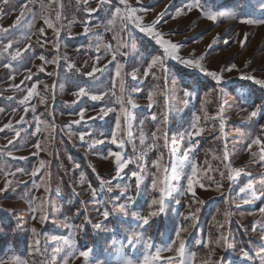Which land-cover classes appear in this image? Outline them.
<instances>
[{"label":"rangeland","instance_id":"1","mask_svg":"<svg viewBox=\"0 0 264 264\" xmlns=\"http://www.w3.org/2000/svg\"><path fill=\"white\" fill-rule=\"evenodd\" d=\"M261 3L264 0H127L126 9L119 0H0V260L18 256L25 264H123L130 259L143 264L145 256L155 257L161 249L150 264H171L179 256L180 232L183 264H264V159L254 143L259 139L264 144V88L241 79H264ZM116 7L122 12L135 8L140 23L154 25L164 39L179 46L181 59L201 60L207 70L222 76V83L172 59L165 60L167 74L153 67L145 76L153 58H165L163 49L130 20L122 31L119 18L109 26ZM209 13L217 20H209ZM247 19L256 23L241 22ZM121 42L124 55L113 60ZM97 44L110 49L97 50ZM17 49L21 55L12 59ZM117 61L123 65L125 106L133 113L130 125L120 117L116 102ZM233 64L236 68L227 71ZM93 68L99 70L93 73ZM33 87L36 93L28 97ZM137 87L140 90L133 92ZM80 88L89 95L77 97ZM153 92L149 107L147 97ZM91 95L102 98L93 101ZM129 98L136 108L127 103ZM106 107L116 111L101 119L100 109ZM257 107L262 110L253 118L250 113ZM165 111L168 118L161 123ZM196 116L203 131L189 136ZM117 119L123 149L111 143ZM157 127L161 138L154 141ZM113 151L131 161L119 177ZM40 160L45 167L32 176ZM158 160L168 177L178 176L171 181L177 191L166 198L164 213L145 226L131 213L148 216L157 210L151 199L159 198L160 185L153 190L151 183L161 175L153 167ZM193 165L199 169L194 193L187 191ZM241 168L243 172L229 179ZM133 171L141 177L139 188ZM102 180L111 182V192L101 189ZM38 200L44 202L43 213L32 210ZM105 208L110 212L107 220L101 215ZM41 215L47 217L43 222ZM132 231L142 238L129 245ZM84 250L90 252L87 259L79 256Z\"/></svg>","mask_w":264,"mask_h":264},{"label":"snow or ice","instance_id":"2","mask_svg":"<svg viewBox=\"0 0 264 264\" xmlns=\"http://www.w3.org/2000/svg\"><path fill=\"white\" fill-rule=\"evenodd\" d=\"M8 0H3V3H7ZM101 3H103V0H101ZM119 3L120 4H123L125 5L126 9H127V0H119ZM46 6L41 3V8H45ZM190 8L193 7L192 5L189 6ZM198 7V5H197ZM260 8H261V11L264 12V3H261L260 5ZM89 11H91V9H89ZM136 9L135 8H132L130 10H126L124 12L121 11V9L119 7H116L115 8V15L110 18L108 20V25L111 26L113 24H115V21H116V18H119L120 22H121V31L123 30V27L124 25L130 20L134 25L135 27L141 32V33H145L146 35L150 36L157 45H159L162 49H163V53L165 54V58H161L160 56H157L155 58H153L151 60V64L148 65V72H145L144 75L147 76L149 72H151L152 68L153 67H158L160 72L162 73H165L167 74V68L165 67V60L166 59H172V60H177L179 63L183 64L185 67H188V68H196V69H199V71L201 73H203L205 76L207 77H210L213 81H215L217 84H220L222 83V76L217 74L216 72L214 71H209L207 70L201 63V60H193V59H181L178 55H177V50H178V45L174 44V43H171L169 42L168 40L164 39L161 35V33H159L158 31L155 30V26L154 25H150V26H145L143 25L142 23H140V17L136 15ZM177 15H179V13H177ZM207 18L209 20H212V21H216L217 20V15L216 14H213V13H209L207 14ZM45 19V22L48 23L49 27H52V23L51 21H49L47 19V17H44ZM57 19H59V17H57ZM242 23H247V24H253V23H256V21L254 20H251V19H247V20H241ZM259 23L261 24H264V20H260ZM6 31V30H5ZM41 31H43V29H41ZM89 31V29L87 27H85V33H87ZM58 35V33H57ZM124 43L121 42L117 45L116 49L114 50L113 52V56H112V59L113 60H116V57L117 56H123L124 55V52L121 51V49L124 47ZM11 47V44H8L5 46V50H7V48H10ZM105 48L106 50H109L110 49V45H107V44H97V50H99V48ZM21 55V52L19 49H17L15 51V55L12 57V59H16L17 57H19ZM41 60L44 59L43 56L40 57ZM58 59V58H57ZM203 59V58H201ZM7 66V65H6ZM122 68H123V65L120 64L118 61H117V66H116V71H115V75L117 77V80H118V87H119V96H117V99H116V102L120 105V108H119V113H120V117L124 120L125 124L126 125H130L132 119H133V113L129 110V108H127L125 106V98H124V93H125V85H124V80L122 78ZM234 68H236V65H231L230 67L227 68V71H232ZM99 69H96V68H93L92 72L95 73L96 71H98ZM41 71H43V69H41ZM92 73H89V75H91ZM28 79L31 78V76L27 77ZM137 78V73L134 71L132 72V79L135 80ZM241 79H244V80H252L254 81L255 84L259 85L261 88H264V79H255V77L253 76H242ZM115 88V85L113 86ZM140 89L137 87V88H133L132 91L133 92H136V91H139ZM36 93V88L33 87L31 88L30 90H28V97H31L33 96V94ZM186 95H191V92H186L185 93ZM75 95L77 97H83V96H86V95H89V92L88 90H86L85 88H80L79 91H77L75 93ZM105 95H107V92L105 93ZM112 95L113 96H116V92L113 90L112 91ZM156 95L155 92H153L151 95H149L147 98L148 100L150 101V104H149V107L152 106V102H153V97ZM91 100L93 101H96V100H99L101 99L102 97L99 96V95H91ZM21 103H24V101H21ZM127 103L131 105V108L134 109L136 108L138 105L136 104V102L132 99H128L127 100ZM164 104H165V108H167V104H168V101H167V98L165 99L164 101ZM27 110V109H26ZM261 108L260 107H257L255 108V110H253L251 113H250V116L251 117H257L258 114L261 112ZM2 111V110H0ZM113 111H116L115 108H112V107H106V108H102L100 109V113H101V119H103V117L105 115H107L108 113L110 112H113ZM79 116L81 119L84 118L85 116V110H82L80 111L79 113ZM168 118V112L165 111L163 114H162V120H161V123H163L164 121H166ZM151 119L153 121H156L157 120V116L156 115H152L151 116ZM200 120V117L199 116H196L195 117V122H193L192 124V128H193V133H189V136L191 135H199L201 134V132L203 131L202 128H199L197 127V123L199 122ZM76 123H79V121H76ZM9 127H11V125H9ZM115 128H116V132L112 134L111 136V143L112 144H118V146L123 149L124 148V142L123 140H118V135L121 131V119H117L116 122H115ZM40 129L37 128V131H39ZM220 130L221 132H223V123H221L220 125ZM161 132V128L157 127L156 129V132L152 133V137H153V140H157V139H160L161 137H157L156 133H159ZM19 133H17L18 135ZM130 135V133H129ZM163 138L165 139V142L167 143V134L165 133L163 135ZM80 139L83 140L84 139V136L81 135L80 136ZM102 141H98V143H100ZM141 143L143 144L144 143V140L142 139L141 140ZM255 144L257 145H260L261 147V150H262V153H261V158L264 159V144L261 143V141L259 139H256L254 141ZM153 148L156 146L155 143L153 142V144L151 145ZM35 147L37 149L40 148V145L37 144L35 145ZM192 151V148L189 149V152ZM110 155L112 157L115 158V165H116V176H120L121 172L123 171V169L127 166L128 163H131L130 160H123L122 159V155H121V152L119 151H113L110 153ZM223 159L227 160L228 159V153L225 151L224 153V156H223ZM45 164L46 162L44 160H40L39 161V167L35 168L34 170H32L31 172V175L32 176H36V174L42 169L45 167ZM153 167L159 169L160 171V176L157 178V179H154L151 183V188L153 190H156L158 188V184L160 185L159 186V198L156 199V198H153L151 199V205L152 206H157V210H153V211H150V213L148 214V216H143L137 212H132L131 215L133 216V218L137 221H140L142 222L143 225L145 226H148L150 224V219L151 218H154L162 213H164L165 211V200L166 198L172 196V194L177 191V189L172 185L171 181L172 180H175V179H178V176L173 173V175L171 177H168L166 175V172L167 170L162 166V163L160 160H158L154 165ZM226 167H230V166H227ZM198 167L193 165L192 166V171H191V175L188 177L187 179V191L188 192H193L194 193V184L197 182V174H198ZM240 172H243V169H239L238 171L236 170H233V175H230L229 176V179H234L236 175H239ZM10 175H13L14 173H9ZM151 174V173H150ZM131 175L133 177H135L136 179V187L139 188L140 186V183H141V177L137 174V172L133 171L131 172ZM224 173L221 172V176H223ZM81 179V182L84 181V176L81 175L80 177ZM11 183V182H10ZM110 181L109 182H106V181H101L100 182V187L101 189L107 187V191L108 192H111L113 190V188L110 185ZM202 186V185H201ZM116 188H120L121 191H126L127 190V186H125L124 188H121V186L119 184L115 185ZM249 189H251L253 187L252 184H249L247 186ZM45 191H47V189H45ZM95 190H93V195H95ZM129 200L131 202H135L132 197H129ZM177 203H179V200L176 201ZM245 204L249 202V200H244L243 201ZM200 203H203V201H200ZM33 212H41L43 213V211L45 210L44 209V202L43 201H40L38 200L36 205L33 207ZM125 211L127 212V206H125ZM196 211H199V209H197ZM101 215L104 217L105 220L109 219L110 217V212L109 210H107V208H105ZM47 217L45 215H41V221L43 222ZM185 219H188V217H186ZM191 219L193 221L196 220V217L195 215H193L191 217ZM227 221H225L226 223ZM221 227H223V225H221ZM181 231H186V229H181ZM32 232L35 234V229H32ZM52 240H56L57 237L55 235L51 236L50 237ZM142 238L141 237V233L138 232V231H132L131 232V236L128 238V243L129 245H131L135 240L137 239H140ZM221 240H224V237L221 236ZM221 240H218L216 241V244L217 246H221ZM176 241H178V252H179V256L177 257V259L175 261H172L171 264H183V260H182V257L184 256V252H185V243L184 241L180 238V232H177L176 233ZM37 244L39 243V241L36 242ZM175 244V242H174ZM224 247H228L229 245H227L226 243L223 245ZM148 248H151V244L149 243L147 245ZM168 251H172L173 249L172 248H168L167 249ZM161 249H157L156 250V253H155V257H152L151 254L147 255L144 257V260H143V264H150V261L152 259H155V258H158L161 254ZM90 255V252L89 251H80L79 252V256L80 257H83L85 259H87ZM214 255V253H213ZM243 255L245 257H248L249 256V253L248 252H244ZM0 264H25L24 261H21L19 259L18 256H13L11 261H4V260H0ZM64 264H68V261L65 260L64 261ZM123 264H133V261L128 259V260H125L123 262ZM208 264H213L212 261H209ZM214 264H221L220 261H216L214 262Z\"/></svg>","mask_w":264,"mask_h":264}]
</instances>
